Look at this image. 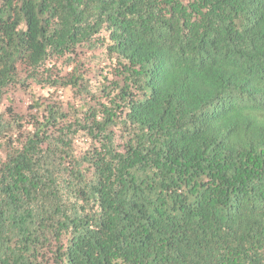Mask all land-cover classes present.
<instances>
[{
	"label": "trees",
	"instance_id": "1",
	"mask_svg": "<svg viewBox=\"0 0 264 264\" xmlns=\"http://www.w3.org/2000/svg\"><path fill=\"white\" fill-rule=\"evenodd\" d=\"M0 264H264V0H0Z\"/></svg>",
	"mask_w": 264,
	"mask_h": 264
},
{
	"label": "rangeland",
	"instance_id": "2",
	"mask_svg": "<svg viewBox=\"0 0 264 264\" xmlns=\"http://www.w3.org/2000/svg\"><path fill=\"white\" fill-rule=\"evenodd\" d=\"M13 99H14V107L16 108V110L24 113L28 102L27 98L23 96L21 93H16L13 95Z\"/></svg>",
	"mask_w": 264,
	"mask_h": 264
}]
</instances>
